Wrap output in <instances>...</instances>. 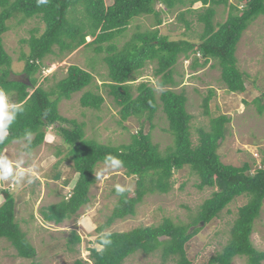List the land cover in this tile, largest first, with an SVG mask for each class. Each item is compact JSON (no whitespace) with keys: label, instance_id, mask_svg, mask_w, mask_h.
I'll use <instances>...</instances> for the list:
<instances>
[{"label":"trees","instance_id":"1","mask_svg":"<svg viewBox=\"0 0 264 264\" xmlns=\"http://www.w3.org/2000/svg\"><path fill=\"white\" fill-rule=\"evenodd\" d=\"M108 1L49 0L46 5L37 7L36 0H0V88L24 109L10 127L8 139L0 149H7L15 141L22 140L24 132L31 130L34 133V153L45 144L44 136L48 130L59 125L53 130L55 140L63 141L66 147L64 160L73 163L78 178L69 199L64 198L40 210L46 222L57 225L78 218L80 210L91 203L90 190L97 182L96 168L103 165L102 161L109 153L125 162L122 170L131 181L130 186L134 183V192L131 190L119 196L113 189L112 194L116 198L114 210L97 232L105 228L110 230L116 222L134 217L146 197L169 195L174 190L172 178L175 172L185 167L198 176V190H213L189 224H175L172 219L164 217L158 226H141L127 232L111 231L113 243L103 254L90 249V259L94 264H124L134 255L151 256L158 252L165 263L192 264L186 245L201 231L200 225L213 222L242 197L248 198V203L239 209L230 230V239L223 251L213 256L208 264H233L238 257L245 259L246 264H264V252L259 251L252 241L255 222L264 206V167L252 174L249 164L237 168L222 162L218 150L220 141L226 138V126L232 121L228 116L213 119L210 131L201 130L200 143L194 147L191 134L193 117L187 111V96L173 90L181 84L175 77L181 57L190 59L194 55L193 70L216 61L226 90L231 94L246 93L245 78L248 76L239 69L236 52L244 33L264 17V0H236L237 4L230 0H112L110 5ZM158 5L170 13L180 11L178 21L188 32L194 24L200 25L199 44L187 38L173 41L162 35L159 28L163 25L164 14L161 13L163 10L156 9ZM196 5H201V8L194 9ZM221 6L228 9V18L216 25L217 9ZM18 17H21L20 25L38 19L44 24V29L32 30L29 39L21 41L28 47L29 54L22 52L19 61L24 62L25 67L23 74L17 76L13 73V61L5 50L3 37L10 31L8 22ZM141 17H153L154 29L141 31L137 27L130 40L120 47L118 39L126 35L136 18ZM88 38L92 41L88 42ZM80 48L86 52L94 50L96 57L106 65L108 80L102 85L119 108L121 123L129 120L139 123L140 129L129 144L111 146L88 139L84 123L60 114L62 101L71 100L75 94L95 84L89 71L79 65H71L67 76L50 90L38 86L37 76L43 77L48 69L45 61L49 56L55 58L54 63ZM198 54L203 63H199ZM94 59L91 57L88 61L92 63ZM150 64L156 65L154 77L160 78L158 85L168 88L159 97L147 83L132 84ZM214 95L215 91H210L203 102L207 115ZM104 103V96L93 91L84 92L80 99V104L86 109L100 110ZM254 105L259 115L264 116V95L257 98ZM159 111L166 115L168 131L174 138L175 146L165 151L153 143L151 133L144 132L145 123L152 122ZM61 154L59 151L57 155ZM55 179H61V174L58 173ZM67 185L69 181L65 182ZM17 206L12 190L0 189V239H5L14 248L18 258L41 264L37 261L38 252L28 233L16 221ZM186 209L189 210L188 207ZM162 236L169 238L160 241ZM81 241L82 238L73 233L68 247ZM75 264L88 263L80 259Z\"/></svg>","mask_w":264,"mask_h":264},{"label":"rangeland","instance_id":"2","mask_svg":"<svg viewBox=\"0 0 264 264\" xmlns=\"http://www.w3.org/2000/svg\"><path fill=\"white\" fill-rule=\"evenodd\" d=\"M230 1L237 4L236 0ZM111 3L112 0H109L108 4ZM198 8H201V5L194 7V9ZM156 9L158 11L163 10L161 13L164 14L163 25L159 28L162 35L169 36L173 41L187 38L199 44L202 34L200 25L194 24L188 32L185 26L178 21L180 11L170 13L164 10L162 5H158ZM217 10L216 25L224 23L228 18V9H225L224 6ZM20 19L21 17H18L8 22L10 31L3 37L5 50L13 61V73L17 76L23 74L25 67V63L19 61L22 52L29 54L28 47L23 45L21 41L29 39L32 30L39 29L42 31L44 29V24L38 19L29 20L22 25L19 24ZM187 19L190 20L191 16L188 15ZM153 23V17L136 18L126 35L118 39V45L121 47L128 42L137 27H140L141 31L154 29ZM236 56L239 69L248 76L245 78L246 93L231 94L226 90L221 81V69L216 61H211L206 67L199 68L197 71L193 70L194 55L190 59L181 57L176 66L177 74L175 75L176 80L181 84L173 90L177 93L183 92L187 96V111L193 117L191 134L194 147L200 143V131H210L213 119L228 116L232 121L226 126V138L219 143L218 153L221 160L224 164L237 168L249 164L252 168V174H254L257 169L264 167V116L259 115L254 105V101L264 95V17H260L244 33L238 45ZM91 57L95 58L92 63L88 61ZM54 60L53 56L46 59V68L51 69V71L46 74V70H48L46 69L43 77L37 76L39 79L38 86L42 85L45 89L50 90L67 76L68 68L71 65H79L89 71L95 80L94 85L75 94L71 100L62 101L59 105L60 114L67 119L76 120L80 124L84 123L85 134L88 139L111 146L129 144L132 136L140 129V125L135 120L121 123L119 108L108 96V90L102 85L108 80L106 65L100 57H96L94 50L86 52L85 49L80 48L61 61L53 63ZM198 60L199 63L204 62L201 58ZM186 61L190 62L186 63ZM155 68V64L146 66L136 76V80L140 77H145V79L140 83L134 82L132 84L138 86L141 83H147L155 89L152 80L154 79L157 85L160 81V78L154 77ZM14 79L22 80V78ZM212 90L215 91V95L210 101L209 115H207L203 102ZM86 91H93L104 96L105 103L100 110L86 109L80 104V99ZM155 91L159 97L162 91L156 89ZM10 101L13 102V100ZM58 127L59 125L53 127L54 129L50 128L48 133L58 129ZM168 130L169 122L162 111L156 114L152 122H146L144 127V132L151 133L153 143L159 145L162 151L175 146L174 138ZM20 146L19 143L10 145L7 148L8 154L14 158ZM59 151L62 152L61 155H57ZM34 157L39 165L38 177L32 184L25 183L19 191H15L14 196L19 203L17 221L28 233L31 242L36 247L37 261L41 264H75L77 260L81 259L88 263V260H91L90 256L83 257L81 247L90 251L91 244L95 242L93 240L95 234L91 233L87 236L78 234L76 218L57 225L45 222L40 212L42 208L67 198L78 178L73 163L64 160L66 147L63 145V141L57 138L52 143L45 142L42 147L34 152ZM101 167L103 165L97 167L96 170ZM58 173L61 174V179L56 180L55 176ZM68 181L69 185L65 186V182ZM116 183L131 184L122 169L113 172L109 179L96 182L90 190L91 203L82 208L79 215L88 210L93 215L95 222L101 226L114 210L116 198L112 191ZM172 183L174 190L169 195L146 197L144 202L139 205L134 217L116 222L110 231L127 232L141 226H158L163 222L164 217L172 219L175 224H189L192 221L191 217L196 214L199 206L211 197L213 190L210 188L203 191L198 190L197 186L200 180L189 167L176 171ZM4 187L12 189L9 184H0L2 190ZM131 189L134 192V183H132ZM247 203L248 198H239L223 211L219 218L206 226L200 225L201 231L186 245V252L192 264H208L213 256L223 251V247L230 239V230L237 219L238 211ZM73 233L79 235L82 241L80 244L69 248V241ZM252 241L259 251L264 252V206L259 219L255 222ZM32 263L31 260L18 258L14 248L10 247L5 239H0V264ZM92 264H94L93 261ZM124 264H169V262L165 263L161 258V253L158 252L151 256L134 255ZM171 264L174 263L171 262ZM233 264H246V260L237 258Z\"/></svg>","mask_w":264,"mask_h":264},{"label":"clouds","instance_id":"3","mask_svg":"<svg viewBox=\"0 0 264 264\" xmlns=\"http://www.w3.org/2000/svg\"><path fill=\"white\" fill-rule=\"evenodd\" d=\"M48 2L49 0H36L37 7L46 5ZM90 39L91 38H88L87 41ZM91 41L92 39L88 42ZM197 57L201 58L199 54L197 55ZM189 62L190 61H186V63ZM49 71H51V69L46 70V74ZM144 79L145 77H140L135 81V83H140ZM152 83L157 91L163 90L160 85L156 84V81L154 79L152 80ZM23 110L24 109L22 104L11 102L8 93L4 89L0 88V145H3L7 141L10 127L16 122L18 115H20ZM46 115L47 114L45 113V116ZM33 136L34 133L31 130H26L23 134L22 140L15 141V143H19L21 146L17 150V155L14 158L8 154L6 148L0 149V184H9L12 187V189L10 187H4L3 190L10 188L12 192L15 193V191H19L25 183H34L35 178L38 177L39 165L32 151ZM55 138L56 137L53 131L52 133L49 132L44 136V140L47 143H52ZM124 163L125 162L121 158H119V156L113 155L111 153L107 154L102 161L103 167L95 171L96 180L104 181L109 179L113 172H117L123 169ZM25 165H27V167H25ZM114 190L117 195L123 196L126 192H130L132 189L128 184L116 183L114 185ZM71 192L72 189L70 190L67 199L71 197ZM75 223L79 229L78 234H83L85 236L91 233L95 234L93 237V240L95 242L91 244V249L94 250L97 254H103L105 250L112 245V232L106 228L97 232V228L99 227V225L95 222L94 217L90 213V211L85 210L78 216V218L75 219ZM168 238L169 237L167 236H162L160 237V241H164ZM90 254L91 253L88 249L81 247V255L83 257L87 258L90 256ZM88 264H92V261L88 260Z\"/></svg>","mask_w":264,"mask_h":264},{"label":"water","instance_id":"4","mask_svg":"<svg viewBox=\"0 0 264 264\" xmlns=\"http://www.w3.org/2000/svg\"><path fill=\"white\" fill-rule=\"evenodd\" d=\"M202 225H203V223H202Z\"/></svg>","mask_w":264,"mask_h":264}]
</instances>
